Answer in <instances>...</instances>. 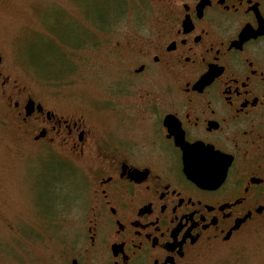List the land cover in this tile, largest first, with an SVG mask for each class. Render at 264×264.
I'll return each mask as SVG.
<instances>
[{
    "label": "flooded vegetation",
    "instance_id": "1",
    "mask_svg": "<svg viewBox=\"0 0 264 264\" xmlns=\"http://www.w3.org/2000/svg\"><path fill=\"white\" fill-rule=\"evenodd\" d=\"M67 1L59 55L104 61L101 107L63 113L0 49V125L80 182L48 264H189L263 222L264 0Z\"/></svg>",
    "mask_w": 264,
    "mask_h": 264
},
{
    "label": "rangeland",
    "instance_id": "2",
    "mask_svg": "<svg viewBox=\"0 0 264 264\" xmlns=\"http://www.w3.org/2000/svg\"><path fill=\"white\" fill-rule=\"evenodd\" d=\"M54 1H1L0 49L13 75L39 99L56 101L63 113L82 112L91 101L101 107V86L86 78L98 82L104 61L65 63L61 42H75L86 26L78 30L67 22ZM88 17L93 22L96 14ZM8 126L0 125V264H48L56 254L51 216L63 213L64 206L77 213L80 182L65 176L49 149L24 145ZM189 264H264V221L227 246L202 249Z\"/></svg>",
    "mask_w": 264,
    "mask_h": 264
}]
</instances>
